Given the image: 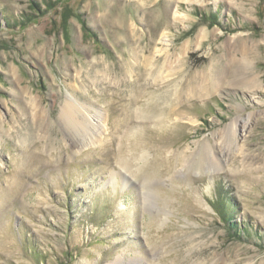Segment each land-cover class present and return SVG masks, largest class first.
<instances>
[{
    "label": "rangeland",
    "instance_id": "1",
    "mask_svg": "<svg viewBox=\"0 0 264 264\" xmlns=\"http://www.w3.org/2000/svg\"><path fill=\"white\" fill-rule=\"evenodd\" d=\"M136 258L264 264V0H0V264Z\"/></svg>",
    "mask_w": 264,
    "mask_h": 264
},
{
    "label": "bare ground",
    "instance_id": "2",
    "mask_svg": "<svg viewBox=\"0 0 264 264\" xmlns=\"http://www.w3.org/2000/svg\"><path fill=\"white\" fill-rule=\"evenodd\" d=\"M201 34V39L204 38L206 36V34L204 33L203 30L200 31ZM200 38V37H199ZM169 41V35L167 33H163V37H162V43L164 45H167ZM150 58V57H149ZM145 61L147 63H149L150 59L145 58ZM126 66L129 67V63L126 62ZM128 69V68H127ZM129 71V70H128ZM152 71V70H151ZM214 71V70H213ZM204 71V73L202 75H200L198 79V81L196 83H194V85L190 86L191 91L193 92H198L200 94H208V92L213 91L214 89L218 88L220 83L222 84V82H224V77L222 74H215V71ZM160 73L161 72H157ZM256 78H248V79H240L238 80V84L244 87H250L256 84L255 81ZM174 89V88H173ZM173 93H178V90L175 89L173 90ZM168 92V91H167ZM165 95V94H164ZM167 95V94H166ZM170 96V95H169ZM173 100V99H172ZM74 102V101H73ZM39 103L38 100H35V104L37 106V104ZM75 103V102H74ZM75 105L74 104H70L65 112L66 118L68 120L71 119V122H75L74 117L76 116V114H74V110H75ZM80 109V108H79ZM76 111V110H75ZM79 113L83 114L84 120L86 121V127H93V129H96L98 127H102L103 124H105L106 122V118L104 116H102V114L100 113V111H97V113H94L93 115L91 114H86V113H82L79 110H77ZM76 111V112H77ZM84 112V111H83ZM237 120L235 119L228 127L227 129V135L230 136H236L237 134ZM226 131V130H225ZM241 149V147L239 148V150ZM227 161V159L224 157H222L221 155L218 154V150L213 147L211 145V150L208 152V154H205V152L202 153V155L199 156V163L198 166L201 169H204V167H208V171L211 170L209 169V167H214L217 169H221L222 165ZM205 167V168H206ZM132 264H145L141 258H136L135 261L131 262Z\"/></svg>",
    "mask_w": 264,
    "mask_h": 264
},
{
    "label": "trees",
    "instance_id": "3",
    "mask_svg": "<svg viewBox=\"0 0 264 264\" xmlns=\"http://www.w3.org/2000/svg\"><path fill=\"white\" fill-rule=\"evenodd\" d=\"M217 208V212L219 213V215L221 216V218H223L226 222H230L232 221V217H228L226 216V214H228V208H225V206H216Z\"/></svg>",
    "mask_w": 264,
    "mask_h": 264
}]
</instances>
